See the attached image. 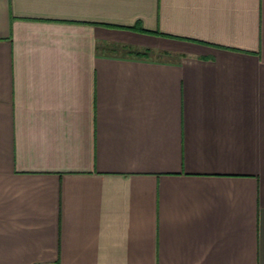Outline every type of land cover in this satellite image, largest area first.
<instances>
[{
	"label": "crops",
	"instance_id": "crops-1",
	"mask_svg": "<svg viewBox=\"0 0 264 264\" xmlns=\"http://www.w3.org/2000/svg\"><path fill=\"white\" fill-rule=\"evenodd\" d=\"M0 264H264V0H0Z\"/></svg>",
	"mask_w": 264,
	"mask_h": 264
}]
</instances>
